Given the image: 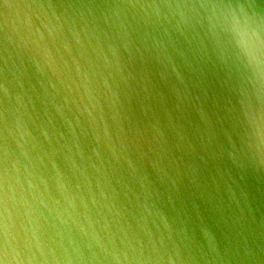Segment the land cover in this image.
Returning <instances> with one entry per match:
<instances>
[{
	"label": "water",
	"instance_id": "water-1",
	"mask_svg": "<svg viewBox=\"0 0 264 264\" xmlns=\"http://www.w3.org/2000/svg\"><path fill=\"white\" fill-rule=\"evenodd\" d=\"M0 264H264V0H0Z\"/></svg>",
	"mask_w": 264,
	"mask_h": 264
}]
</instances>
